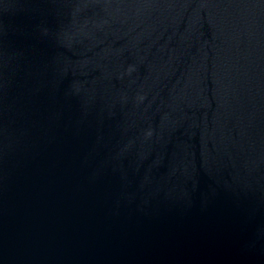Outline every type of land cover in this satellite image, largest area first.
Returning a JSON list of instances; mask_svg holds the SVG:
<instances>
[{
    "label": "water",
    "instance_id": "95a60500",
    "mask_svg": "<svg viewBox=\"0 0 264 264\" xmlns=\"http://www.w3.org/2000/svg\"><path fill=\"white\" fill-rule=\"evenodd\" d=\"M0 264H264V0H0Z\"/></svg>",
    "mask_w": 264,
    "mask_h": 264
}]
</instances>
